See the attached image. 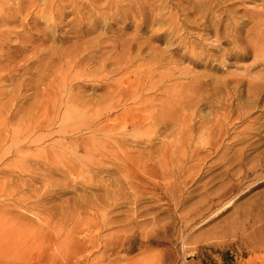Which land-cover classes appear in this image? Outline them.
Listing matches in <instances>:
<instances>
[{
  "label": "rangeland",
  "instance_id": "1",
  "mask_svg": "<svg viewBox=\"0 0 264 264\" xmlns=\"http://www.w3.org/2000/svg\"><path fill=\"white\" fill-rule=\"evenodd\" d=\"M44 3L35 0L31 6L30 0H0V19H11L0 20V122H16L40 98L28 78H38L39 65L46 61L45 72L56 65L67 74L66 80L56 75V85L66 84L61 91L57 88V99L81 95L90 102L77 110L115 126L107 132L109 138L96 139L95 148L106 151L114 139L120 143L112 154L106 151L102 170L93 168L99 157L75 147L93 133L78 130L76 119L62 120L72 108L44 109L51 115L59 108L52 137L41 144H60L56 149L69 156L72 168L37 174L29 181L23 196L34 194L35 188L55 193L51 200L39 201L20 200L11 188L1 187L12 175H28L13 166L12 175L0 173V231L22 221L38 228L51 217L49 210L60 218L65 209L71 217L81 206L89 207L82 217L91 221L73 235L68 223L56 228L72 239L69 247L55 254L51 250L55 245L48 238L40 239L31 241L32 250L21 257H0V264H264V138L258 140L264 127L260 134L245 132L258 126L253 119L262 113L264 95L252 113L224 124L230 109L225 84L246 73L253 55L224 60L223 48L230 45L221 42L210 17L194 23L202 14L197 0H66L63 10L41 14ZM208 5L210 0L205 2ZM74 6L87 17L78 20ZM231 7L242 16L237 32L247 36L252 22L244 14L262 8L261 0ZM215 9L212 16L221 14ZM52 15L63 21L50 22ZM77 46L94 47L87 52L91 59L73 69L62 65L60 57H66L61 49ZM117 63L127 66L111 73ZM263 68L249 73L255 76ZM246 88L248 84L241 87V103L248 102ZM142 98L147 106L140 105ZM154 107H160L156 114ZM217 120L222 133L211 136L206 127H214ZM60 126L68 133L67 143ZM6 134L1 131L0 138ZM54 152L49 151L48 157L56 158ZM164 152L167 156H162ZM20 154L33 151L25 147ZM20 156L6 154L0 168ZM124 164L127 171L116 168ZM145 166L155 171L149 175ZM47 184L65 187L53 190ZM90 201L99 205V214ZM18 206L24 207L18 210Z\"/></svg>",
  "mask_w": 264,
  "mask_h": 264
},
{
  "label": "bare ground",
  "instance_id": "2",
  "mask_svg": "<svg viewBox=\"0 0 264 264\" xmlns=\"http://www.w3.org/2000/svg\"><path fill=\"white\" fill-rule=\"evenodd\" d=\"M35 0H30L32 3L31 6H34ZM66 0H45L44 7L40 8L39 12L41 14L45 12L54 13L58 10H63L64 5L63 2ZM222 2V4H218V2ZM250 0H210L211 5H208L205 7L206 0H197L196 6L200 9L199 11L202 12L201 17L197 16V18L194 20V23H200L202 19L207 20L208 16L213 21L214 30L217 34H219L221 42H226L230 45L228 48H223V59H236V60H245L248 59L251 55H253V62L249 63L245 66L246 73L241 76L233 77L231 81L226 82V91L224 95H227L229 99L228 106L230 107L229 111L224 116V124L227 122L228 119L234 117V121H239L246 117V115L252 113V110L258 105L260 100L262 99L264 95V68L262 70H259L255 76L250 75V71L258 66L264 67V0H261V4L263 5L262 8L258 10H250L247 9L246 12L249 14V20L252 22V26L247 29V36L242 37L240 33L237 32V24L240 25L241 23V17L236 15V10L233 9L231 6L236 2H245ZM36 3V2H35ZM36 6V4H35ZM218 9H215V8ZM96 7H91V9H95ZM215 9V12L218 10H221V14L219 15H211V11ZM24 7H20L19 11L23 13ZM72 12L74 14H77L79 16L78 20H81L82 17H87L88 14L85 13V11L82 10V13L80 10L74 6L72 9ZM18 12H15V15H17ZM224 15V16H222ZM226 19L230 20L228 23ZM63 21L62 18L56 17L55 15H52L50 18V22H53L54 20ZM1 21L9 22L11 19L6 18V16H3V19H0ZM93 22H91V25ZM223 30H221V27H223ZM76 30V28H73ZM205 29H209L208 26L205 27ZM10 33L9 31H6V34ZM2 35H5V33H2ZM155 36V35H153ZM116 44H114V47ZM124 47V46H122ZM88 48L90 50H88ZM94 47H88V46H77L75 48H64L61 49V54H63L66 59L60 57V61L62 65H71V69H73L79 62L90 60V56L87 52H90ZM55 54V53H52ZM40 61L45 60L44 58H39ZM49 62V59H47ZM86 63H84V66H86ZM127 66V63L125 65H121L119 63L115 64L114 67L111 69V73L119 72L123 70ZM39 77L36 79L28 78L29 83L31 84L32 89H34V93L36 94V97H40L37 99V101L31 102V104L27 107V110H23L22 114L19 115L16 122H8L3 121L0 122V132L6 131V136L3 138H0V162H2L3 157L6 154H12L14 156H20L21 152L27 147L29 150L33 151V154L29 155H21L20 157H16V159H13L12 162L7 163L6 166L0 168V173H3L5 175L10 174V166L15 167L20 171V173H25L29 176V178H19L14 177L12 174V177L9 179L4 180V183L1 187L7 189L11 188V190L20 195V200H37L44 198L46 200H51L55 193H52L50 189H46L44 193H40L37 188L33 190L34 194H29V196H23L24 190L28 187L29 181H34L37 179V174H43L44 172H54L55 169L59 168H65V169H71L72 166H70L69 156L66 158L64 157V153H62L61 150H57L56 148L60 145L57 142H51V144H47L45 146H42V142L45 141L48 138L52 137V133H50L51 129L54 125H56V112L59 108L65 107L68 109H73L72 112H69L67 114H64L62 117V120H69L70 118L78 120V130H86L91 131L93 133V136L90 135L89 139H83L81 143L76 142L75 147L79 146L82 147V150L88 154V156H98L99 162L94 164L92 167L96 168L98 170H102L104 166L101 165L102 159L105 156L106 151L110 152V154L113 153L114 146H118L120 143L119 139H114L112 142L108 143L107 150L97 149L95 148L96 145V139L100 137L109 138V135L107 132L111 133L115 126L110 125V123H101L96 120H91L92 116L87 115V111H80L77 110L79 106H85L88 104L89 99L84 98L81 95H76L74 93H70L68 96H62V98L57 99L58 90L61 91L63 86H58L55 83L56 75L62 74L63 78L67 79V74H65V70L63 68L58 69L56 68V65L52 66V69L50 72H45V70H48V67L46 66V61H43L39 65ZM85 68V67H84ZM102 70V69H101ZM104 71V69H103ZM43 73V74H42ZM107 74V73H106ZM45 75V76H43ZM45 79H48V81H45ZM245 84H248V88L245 89L246 96L248 98L247 103H241L240 99L242 95L240 94L241 87ZM72 85V84H71ZM230 85V87H229ZM58 86V87H57ZM225 90V89H224ZM59 91V92H60ZM223 97L220 98V100ZM142 102L147 106V102L142 101L140 102V105H142ZM219 102V101H218ZM90 104V103H89ZM14 105V103L12 104ZM163 105V104H161ZM216 104H213L212 106H215ZM59 106V108L53 112L51 115H49L44 109L45 108H55ZM160 107H154V114L159 110ZM262 115H264V104L262 109ZM261 114L256 116L253 121L255 124H258V126L251 127L247 129L245 132L249 133L252 130H255V134H260L259 132L260 128L264 127V120L261 121ZM141 122V120H138ZM221 125V121L217 120L216 125L214 127H206L210 131V135L214 136L216 132L217 135L222 133V128H217V126ZM58 126V124H57ZM182 128V127H181ZM60 131L65 133V139L66 143L69 142L67 139V131L64 129V127L60 126ZM69 136V135H68ZM70 137V136H69ZM264 138V134L258 137V140H261ZM33 143V144H31ZM10 144V147H9ZM118 144V145H117ZM64 146V144H62ZM13 147H15L13 149ZM112 148V149H111ZM111 149V151H110ZM49 151H55V155H58L56 158H49ZM162 156H167V153L164 152ZM93 158L90 157V160ZM95 162V161H94ZM136 163L140 164V160L136 159ZM148 169V174L150 175L155 170V167L151 166H145ZM118 170L127 171V165H118L116 167ZM130 175V174H129ZM128 175V176H129ZM20 182H22L20 184ZM262 183V181L258 182ZM27 186V187H26ZM49 188L56 190V189H64V184H47ZM39 193H38V192ZM48 192V193H47ZM58 192V191H56ZM23 193V194H21ZM19 199V198H18ZM87 198L85 197L84 200ZM88 203H93L92 208L94 209L93 212L95 214H99V205L94 203V201H90ZM91 206V205H90ZM24 206H18V210L22 209ZM63 208V207H61ZM60 208V209H61ZM8 209V208H6ZM53 210V209H52ZM78 213L77 215H73V212H71V217H69L68 214H66L65 209L60 211L61 217H57L51 210V217L44 218V222L40 224L38 228H35L34 223L28 222L23 223L20 222L13 224V227L6 226V229H4L3 232L0 231V257H5V259L8 260V256H18L21 257L28 251L29 249L32 250V247L29 245L31 241L37 242L40 239H46L48 238V241L50 245H55L54 249H51L53 253L55 254L57 249H61L64 246L69 247V240L72 239L71 236H65L62 233H59L55 231L58 227H64L66 223L68 225H71V235H73L79 228L81 224L84 222L91 221L90 219L82 217L83 214H86L89 212V207H78ZM20 215L25 216V213L22 211H19ZM88 216V215H87ZM57 217V221H55ZM42 219V217H40ZM93 220V219H92ZM54 233V234H53ZM57 242L59 244H57ZM30 250V251H31ZM4 251V252H2ZM57 256V255H55ZM7 263V262H5Z\"/></svg>",
  "mask_w": 264,
  "mask_h": 264
}]
</instances>
